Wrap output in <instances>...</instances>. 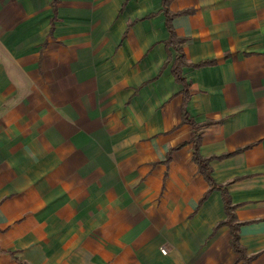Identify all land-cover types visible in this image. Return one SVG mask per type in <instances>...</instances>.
Wrapping results in <instances>:
<instances>
[{
    "label": "crops",
    "instance_id": "1",
    "mask_svg": "<svg viewBox=\"0 0 264 264\" xmlns=\"http://www.w3.org/2000/svg\"><path fill=\"white\" fill-rule=\"evenodd\" d=\"M52 1L0 0V264H242L194 133L264 264V0H169L185 94L161 0Z\"/></svg>",
    "mask_w": 264,
    "mask_h": 264
},
{
    "label": "trees",
    "instance_id": "2",
    "mask_svg": "<svg viewBox=\"0 0 264 264\" xmlns=\"http://www.w3.org/2000/svg\"><path fill=\"white\" fill-rule=\"evenodd\" d=\"M55 2H56V0L52 1L53 10H55ZM161 3H162V10H163L164 15H165L166 29L168 31V38L165 41V46L166 47L171 46L177 53L175 55L174 61H173L172 66H171V72H172L175 80L184 85V89H183L182 93L185 94L187 92V87H186L187 84L185 83V80L181 75V67L183 65H188L190 63L185 60V58H184L185 56H184L182 49H181V46H180V43L184 40V38L177 36V34L174 32V30L171 26V19L176 15H182V14L190 13L191 9H184V10H180L178 12H170L167 8L169 0H161ZM210 63L211 62H209V61H202L198 64H194L193 66H201V65H206V64H210ZM185 101H186V99L184 98V102H183L182 108H181L182 121H191L190 119L187 118V115H186ZM192 125L194 126L193 122H192ZM192 139H193V155H192V158H193L194 162L197 163L199 171L203 174L205 180L209 184V188L204 193V195L202 196L200 202L203 199H205V197L207 196L209 191H211L213 189H219L221 191L222 200H223V204H224L225 219L223 221H221L219 224H226L228 226L229 232H230L229 243H230V246L232 247L233 251L236 252L238 255L237 260L241 261L242 264H251V260H252L253 256L247 255L244 248L239 243V227H240L241 223L236 221V217L234 214V209H235L236 205L231 203L230 197H229L226 189L224 188V186L221 184H216L212 180L211 175H210L211 170H210V166L208 164L209 160L212 157L203 158L199 155V153H198V146H199V142H200L199 135L197 133L196 134L194 133V136ZM219 157H222V156H219Z\"/></svg>",
    "mask_w": 264,
    "mask_h": 264
},
{
    "label": "built area",
    "instance_id": "3",
    "mask_svg": "<svg viewBox=\"0 0 264 264\" xmlns=\"http://www.w3.org/2000/svg\"><path fill=\"white\" fill-rule=\"evenodd\" d=\"M161 251H162L163 253H165V250H164V249H162Z\"/></svg>",
    "mask_w": 264,
    "mask_h": 264
}]
</instances>
